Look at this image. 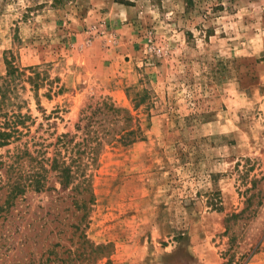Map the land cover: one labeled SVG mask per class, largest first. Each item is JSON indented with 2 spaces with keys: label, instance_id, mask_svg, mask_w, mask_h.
Listing matches in <instances>:
<instances>
[{
  "label": "rangeland",
  "instance_id": "obj_1",
  "mask_svg": "<svg viewBox=\"0 0 264 264\" xmlns=\"http://www.w3.org/2000/svg\"><path fill=\"white\" fill-rule=\"evenodd\" d=\"M7 119L0 264H264V0H0Z\"/></svg>",
  "mask_w": 264,
  "mask_h": 264
},
{
  "label": "trees",
  "instance_id": "obj_2",
  "mask_svg": "<svg viewBox=\"0 0 264 264\" xmlns=\"http://www.w3.org/2000/svg\"><path fill=\"white\" fill-rule=\"evenodd\" d=\"M8 66H9V73L10 74H15V72L17 71V68L12 63V61L8 62ZM107 108L109 110L115 111V112L121 111V109L116 108L113 104L109 105ZM2 124L3 125H0L1 128H3L2 130L0 129V146L8 145L11 142V138L14 135V133L18 132L17 129H13L15 127V125H14V122L11 121L10 119H7ZM7 128H11V131L6 130ZM66 137H67V135L63 134L62 137H61V141L66 143L67 142V140L65 139ZM27 152L28 151L26 150V152L21 153V154L18 153L16 155H13V157H16V158L23 157V156H25L27 154ZM77 152L82 154V151L78 150ZM47 160H49V159H47ZM72 161L76 164L78 162V159L74 158V159H72ZM46 163H47V161H46ZM4 164H5L4 161L0 162V165H4ZM8 168L12 169V168H14V165L10 164ZM41 169L46 170L45 167H43ZM51 169L54 170V171L56 170L57 172H59L58 178L61 179L60 182L64 186H66V185L68 186L69 183L72 182L73 179L75 178L74 170L72 169V165H67L65 161H61L58 157H54L53 158V161H52V164H51ZM44 179H45V174L38 171V173H36V177L34 179V182H35L34 186H35V188L37 190H42L44 188V186H45ZM84 182L86 184L85 187H84V192L87 193V194H90V183H89L90 181H89V179L86 178ZM20 183L21 182L18 183V181H16V182H13V183H11L9 185V186H11V188H13V189H11V192H10V195H9L10 199L13 198L17 193L25 191V189H26L25 184H20ZM90 196L92 197V195H90ZM252 196L253 195H251L248 198V201H249L250 204H251V199H252L251 197ZM245 211H247L248 213H252L254 211V209H253V207H246L245 210H243L242 213H244ZM239 214L240 213H237V215H235V216H237V218H238ZM97 249H98V246L93 245L91 242H89L86 239L82 243L81 248H79L77 251L70 250L69 254H68V257L66 259L59 258L57 260H53V262H57V264H77V261H79L81 257H83L84 255H88V257H89L90 255L95 253L97 251ZM232 262H233V258H230L229 261L227 262V264H232ZM48 263L49 262H47V261L46 262L45 261H40L39 263H37L36 260H29V261L18 260L14 264H48Z\"/></svg>",
  "mask_w": 264,
  "mask_h": 264
}]
</instances>
